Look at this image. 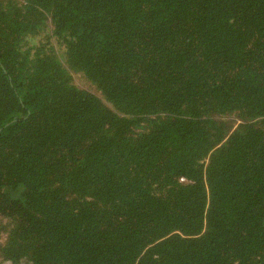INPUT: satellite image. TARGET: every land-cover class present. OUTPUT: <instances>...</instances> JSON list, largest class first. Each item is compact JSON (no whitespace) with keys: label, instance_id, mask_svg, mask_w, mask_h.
<instances>
[{"label":"trees","instance_id":"trees-1","mask_svg":"<svg viewBox=\"0 0 264 264\" xmlns=\"http://www.w3.org/2000/svg\"><path fill=\"white\" fill-rule=\"evenodd\" d=\"M0 264H264V0H0Z\"/></svg>","mask_w":264,"mask_h":264},{"label":"rangeland","instance_id":"rangeland-1","mask_svg":"<svg viewBox=\"0 0 264 264\" xmlns=\"http://www.w3.org/2000/svg\"><path fill=\"white\" fill-rule=\"evenodd\" d=\"M75 78H76V82L79 84V85H82V86H86V82L78 75H74Z\"/></svg>","mask_w":264,"mask_h":264}]
</instances>
